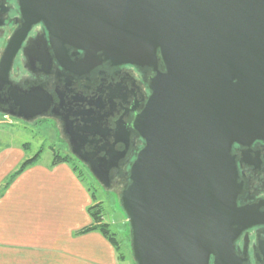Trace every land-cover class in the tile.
<instances>
[{
	"label": "water",
	"instance_id": "1",
	"mask_svg": "<svg viewBox=\"0 0 264 264\" xmlns=\"http://www.w3.org/2000/svg\"><path fill=\"white\" fill-rule=\"evenodd\" d=\"M18 5L23 24L0 60V93L10 86L12 105L0 114L30 123L47 108L42 92L16 99L9 84L16 53L38 23L73 74L103 64L149 70V97L132 124L143 145L119 193L132 262L245 264L235 242L263 221L255 206L238 205L242 185L233 147L264 143V0H18ZM66 46L81 51L82 59L69 62ZM72 115L81 116L82 127H72ZM61 123L70 154L88 164L109 192L116 160L80 153L93 113H68Z\"/></svg>",
	"mask_w": 264,
	"mask_h": 264
},
{
	"label": "flooded vegetation",
	"instance_id": "2",
	"mask_svg": "<svg viewBox=\"0 0 264 264\" xmlns=\"http://www.w3.org/2000/svg\"><path fill=\"white\" fill-rule=\"evenodd\" d=\"M22 24L18 0H0V60L11 37ZM64 49L63 54L71 63L83 57L81 51L67 46ZM57 56L43 25L32 26L16 53L9 73V84L16 90L15 97L32 99L35 91L42 92L45 98L41 101L47 108L42 116L33 118L29 124L51 121L71 159L100 186L89 173L88 164L70 154L68 138L61 129V116L93 113L94 124L80 142V153L95 154L96 159L105 161H109L110 154L116 162L109 172V192L121 190L127 183L130 164L143 145L132 124L149 97L151 73L129 65L103 64L90 71L73 74L68 64ZM9 88L5 86L0 93V112L9 110L12 105ZM53 113L58 116L54 118ZM69 120L74 128L83 125L81 116L72 115ZM233 153L242 185L238 205L255 206L263 221L241 234L235 242L236 252L245 258V264H264V143L254 142L248 149L234 146Z\"/></svg>",
	"mask_w": 264,
	"mask_h": 264
},
{
	"label": "crops",
	"instance_id": "3",
	"mask_svg": "<svg viewBox=\"0 0 264 264\" xmlns=\"http://www.w3.org/2000/svg\"><path fill=\"white\" fill-rule=\"evenodd\" d=\"M27 146H0V188L27 158ZM53 160V158H52ZM36 162L0 196V264H120L92 225L94 205L84 182L66 162Z\"/></svg>",
	"mask_w": 264,
	"mask_h": 264
},
{
	"label": "rangeland",
	"instance_id": "4",
	"mask_svg": "<svg viewBox=\"0 0 264 264\" xmlns=\"http://www.w3.org/2000/svg\"><path fill=\"white\" fill-rule=\"evenodd\" d=\"M3 115L0 114V120ZM11 125H0V146L11 144H24L27 146V158L39 154L40 162H50L53 154L62 157L68 155L63 141L57 135V131L51 121L43 120L36 124L25 123L11 118ZM77 166V163L70 162ZM85 183L92 185L95 190L96 203H100L104 212V222L109 225L111 233L115 234L119 243L120 253L125 261L120 264H132L129 242V228L126 216L119 205V193L121 190L106 192L100 186L94 184L85 170Z\"/></svg>",
	"mask_w": 264,
	"mask_h": 264
},
{
	"label": "trees",
	"instance_id": "5",
	"mask_svg": "<svg viewBox=\"0 0 264 264\" xmlns=\"http://www.w3.org/2000/svg\"><path fill=\"white\" fill-rule=\"evenodd\" d=\"M38 155H35L34 157L27 159L25 161L22 162V164L17 168V170L15 172H13L9 178L7 179L6 183L0 188V196L2 195V193L4 192V190L8 187V185L19 175L21 174L26 168H28L29 166L33 165L37 158ZM71 157L69 155H65L64 157L58 155V154H53V160H52V164H55L57 162H66L68 164L71 165L73 171H75L76 175L80 178V180L82 182L85 183V173H84V169H82L80 166H76L71 164ZM95 184V183H94ZM88 191L91 194L92 200L94 202V205L88 209L91 221H92V225L90 227H87L81 231H79L77 233L78 234H83V233H88V232H99L101 233L105 238H107L115 247V250L117 251V255H118V259L119 261H125L124 257L122 256V254L120 253V248H119V243L117 242V239L115 237V234L111 233L109 225L107 223L104 222V212H103V208L102 205L100 203H96V196H95V190L91 187L92 185H87L85 183ZM129 241H130V236H129ZM132 264H134L132 262Z\"/></svg>",
	"mask_w": 264,
	"mask_h": 264
},
{
	"label": "built area",
	"instance_id": "6",
	"mask_svg": "<svg viewBox=\"0 0 264 264\" xmlns=\"http://www.w3.org/2000/svg\"><path fill=\"white\" fill-rule=\"evenodd\" d=\"M4 124L11 125L12 124L11 118L8 116H3V119L0 120V125H4Z\"/></svg>",
	"mask_w": 264,
	"mask_h": 264
}]
</instances>
